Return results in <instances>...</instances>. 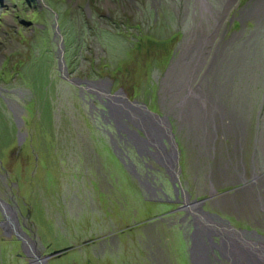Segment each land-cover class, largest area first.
I'll list each match as a JSON object with an SVG mask.
<instances>
[{
	"label": "rangeland",
	"instance_id": "1",
	"mask_svg": "<svg viewBox=\"0 0 264 264\" xmlns=\"http://www.w3.org/2000/svg\"><path fill=\"white\" fill-rule=\"evenodd\" d=\"M205 1L208 11L199 0H0V114L9 126L28 105L34 115L20 127L21 143L0 120V198L17 204L43 255L73 248L49 264H190L182 234L192 233L189 217L168 214L174 206L145 202L111 152V122L59 77L54 14L70 76L109 80L112 93L166 117L190 200L214 193L206 212L264 238V0ZM147 38L170 41L148 51ZM44 58L49 80L39 99L28 79L47 73ZM129 152L134 166L139 159L154 169L137 167L141 178L171 200L166 171ZM0 252V264H27L1 229Z\"/></svg>",
	"mask_w": 264,
	"mask_h": 264
},
{
	"label": "water",
	"instance_id": "2",
	"mask_svg": "<svg viewBox=\"0 0 264 264\" xmlns=\"http://www.w3.org/2000/svg\"><path fill=\"white\" fill-rule=\"evenodd\" d=\"M199 1L203 3L205 0ZM53 31L60 39L56 55L59 77L66 83L79 88L80 94L87 93L99 100L104 109L101 110L103 120H106L107 123L110 121L112 128L117 133L121 131L126 135V139L131 142L135 151L150 154L151 158L160 167L164 168L170 176L172 184L176 185L182 193H185L180 183V152L169 120L151 112L146 105L130 100L122 90L112 93L113 83L109 80L92 81L71 77L65 61L64 40L60 34L58 16L56 14H54ZM14 122L18 129V142L21 143L24 140V135L20 132L23 120L18 121L14 118ZM149 148L154 152H151ZM0 214L3 219L0 222V229L3 235L8 238H14L20 243V251L22 256L26 258L27 264H49L51 259L73 249L69 247L43 255V246L28 236L24 231L25 225L20 224L19 217H21V214L16 203L11 205L0 198ZM190 214L192 215L190 223L193 228L191 236L193 238L192 247L189 249L190 264H196V260L209 259L208 253L204 252L203 254L201 247L198 246L203 242V239H207L208 242H213L214 238L219 239L220 244H214V246L217 251L220 252L222 250L224 229L247 237L245 233L235 231L228 222L218 217L194 215L192 211H190ZM240 245L245 248L252 246L247 242H242ZM231 264H233L232 261Z\"/></svg>",
	"mask_w": 264,
	"mask_h": 264
},
{
	"label": "flooded vegetation",
	"instance_id": "3",
	"mask_svg": "<svg viewBox=\"0 0 264 264\" xmlns=\"http://www.w3.org/2000/svg\"><path fill=\"white\" fill-rule=\"evenodd\" d=\"M79 91V97L81 100H83L88 106L89 109L91 111H95L96 113L99 114L101 120L104 122V124L108 125L106 120H103L102 118V114H101V110L96 109L94 104H91L90 102L86 101L84 99V95H89L87 93H82L80 94V90L78 88ZM91 96V95H90ZM93 97V96H92ZM90 100V99H89ZM95 102H97V106L100 108H103L102 105L100 104L99 100H97L94 97ZM106 121V122H105ZM113 129V128H112ZM114 137L113 136H108V143L109 146L111 147V152L112 154L117 158L118 162L121 164V166L123 167L124 172L129 176V178L131 179L132 177L135 178V182L139 188V191L141 192L142 196L144 197V195L147 194V196L149 198H145V202L149 203V204H160V205H166V206H174V208L168 213V214H176L181 212L184 217H189L190 222L192 220V215L190 214V211H192L194 213V215H210V216H214V217H218L214 214L208 213L204 210V206H205V202L207 200H209V198L211 196L214 195V193L212 194V192H210V196L206 199H202V200H190V196L188 195V193H182L179 188L175 185L172 184L170 177L168 178V184H169V190L171 192V197L172 199H166L169 198L167 196V194L165 192H162L161 189H155L153 188L152 184L146 179V178H141V176L138 174L137 171L138 168L137 167H142L143 169H148V170H154L152 167H148L146 164L142 165L141 161L139 159H137L136 164L138 166H134V164L131 162V157H130V152H129V148H132L133 151L135 152L136 156L138 157H144L146 159H148V161L153 160V158H151V155L148 154L147 152H137L135 151V149L133 148L132 144L130 141H128L126 138V135H124L121 131L120 133H117L116 130H114ZM124 143V144H123ZM129 144V145H125V144ZM122 144L123 148L122 150L118 148V145ZM149 150L151 152H154L152 149L149 148ZM133 161V160H132ZM154 161V160H153ZM154 163L159 166L155 161ZM160 167V166H159ZM164 169V168H163ZM166 173V172H165ZM256 178H254V183H255ZM162 196L161 199H153L156 196ZM182 207V209H180ZM185 209V210H184ZM219 218V217H218ZM191 225V230L193 231L192 228V224L189 223ZM183 236V241L184 242H188L190 248L192 247V241L193 238L192 233L189 235V237H187L188 239H185V236L182 234ZM254 240V242L258 243L257 245H259L261 242L264 243V238H252ZM262 243V244H263ZM214 244H220V240L219 239H215L213 240V242H208L207 239H203V242L198 245L199 247H201V252L204 254V252L209 256V259H202L200 260H196V264H231L230 261V252L226 251L222 248V250L219 252L217 251V249L215 248ZM238 245H240V242H238ZM255 245V243H254ZM189 248V249H190ZM189 249H188V255H189ZM189 263H190V255H189ZM237 264H244L243 260H236ZM256 263V262H251Z\"/></svg>",
	"mask_w": 264,
	"mask_h": 264
},
{
	"label": "trees",
	"instance_id": "4",
	"mask_svg": "<svg viewBox=\"0 0 264 264\" xmlns=\"http://www.w3.org/2000/svg\"><path fill=\"white\" fill-rule=\"evenodd\" d=\"M60 23H61V21H60V18H59V26H60ZM170 41V40H169ZM169 41H162V42H155L154 40H152L151 38H147V44L149 45V47H147L148 49V51L149 50H151L152 48L151 47H153L154 45H159V46H166L168 43H169ZM66 43V42H65ZM139 45H141V43H139ZM64 46H65V61H66V65L67 64H69V58H68V52H67V49H66V44H64ZM151 46V47H150ZM41 60V59H40ZM42 61H44V63H45V66H46V68H47V73L45 74L44 72H43V76H40V75H38V74H35V76H33L34 75V73H32L31 72V74L29 75V76H31L30 77V79L31 80H29L28 79V81L31 83V82H33V88H34V90H36V89H39V90H37L36 92H38V95H37V97L39 98V99H42V96H40V92H42L41 90H40V88H43V84L45 83V82H48V80H49V65L45 62V58L42 60ZM37 64H38V62H37ZM37 64L35 65L36 66V68H37ZM68 67V66H67ZM69 70V69H68ZM34 72H36V70H34ZM42 102V101H41ZM43 104H44V110L42 111V114L43 113H45L46 115H47V121H46V123H45V125H43L42 124V118H41V120H40V126L41 127H44V126H46V128L48 127V126H50V124H51V117H50V109H49V105L47 104V102L46 101H44L43 102ZM30 105H28L27 106V108H25L26 110H27V116H34L33 114H32V110L30 111L29 109H28V107H29ZM30 114H32V115H30ZM2 114H0V120L3 122V127H4V130H5V132L7 133V135L8 136H14V133L16 132V133H18V129H17V127H16V124H15V122H14V119L12 120V123H11V126H9V124L8 123H6L5 122V120H4V118L1 116ZM27 116L26 117H22V120H23V124H24V127H25V129L26 130H28L27 129V126H28V123H27ZM44 129H42V131H43ZM2 132V131H1ZM27 133V132H26ZM50 132H48V134H49ZM18 135V134H17ZM53 136V134L52 133H50V137H52ZM18 137V136H17ZM42 137V136H41ZM28 217L30 216V217H32V219H33V206H32V211H28ZM34 220V219H33ZM91 241H93V240H91ZM0 256H1V252H0ZM0 262H1V259H0Z\"/></svg>",
	"mask_w": 264,
	"mask_h": 264
},
{
	"label": "bare ground",
	"instance_id": "5",
	"mask_svg": "<svg viewBox=\"0 0 264 264\" xmlns=\"http://www.w3.org/2000/svg\"><path fill=\"white\" fill-rule=\"evenodd\" d=\"M202 7L207 11L209 9L206 1L202 3ZM238 242H247L252 245L249 248L244 247V251L247 254L245 257H247L251 262H256L253 264H264V244L254 245V240L252 238L240 236L239 234L224 229V237L222 238L223 249L230 252L231 260H242L240 257V255H242V249L237 246Z\"/></svg>",
	"mask_w": 264,
	"mask_h": 264
}]
</instances>
